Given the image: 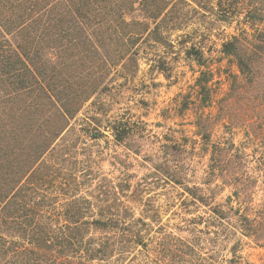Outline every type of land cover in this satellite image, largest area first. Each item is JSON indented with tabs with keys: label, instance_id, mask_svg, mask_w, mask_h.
<instances>
[{
	"label": "rangeland",
	"instance_id": "obj_1",
	"mask_svg": "<svg viewBox=\"0 0 264 264\" xmlns=\"http://www.w3.org/2000/svg\"><path fill=\"white\" fill-rule=\"evenodd\" d=\"M181 7L186 27L141 52L139 71H112L110 91L72 121L60 143L83 155L81 164L64 165L95 171L77 181L78 196L133 209L105 215L145 220L137 225L147 246L118 264H264V14L245 26L243 14L226 21L218 8ZM244 27L249 70L239 71L221 50ZM192 47L204 51L211 71L187 57ZM116 121L130 132L123 141L114 136ZM88 133L98 138L85 150ZM171 144L181 148L175 155ZM59 182L68 183L44 190L56 192ZM186 187H197V198ZM219 216L233 226H221ZM241 217L250 220L245 230Z\"/></svg>",
	"mask_w": 264,
	"mask_h": 264
},
{
	"label": "trees",
	"instance_id": "obj_2",
	"mask_svg": "<svg viewBox=\"0 0 264 264\" xmlns=\"http://www.w3.org/2000/svg\"><path fill=\"white\" fill-rule=\"evenodd\" d=\"M182 5L218 8L226 21L243 14L245 26L264 14V0H0V264H118L132 248L147 246L137 225L143 218L104 213L132 208L78 196L77 181L95 171L83 163L65 168L81 164L83 153L60 141L84 105L110 91L112 71H139L141 52L186 27ZM242 30L221 52L248 71ZM187 57L211 71L203 50L192 47ZM126 127L114 123L118 141L129 136ZM89 138L98 137L81 136L85 150ZM60 179L68 183L44 190ZM186 188L197 198V187ZM96 209L101 213L90 215ZM219 218L221 226L232 225ZM239 222L244 229L250 220Z\"/></svg>",
	"mask_w": 264,
	"mask_h": 264
}]
</instances>
